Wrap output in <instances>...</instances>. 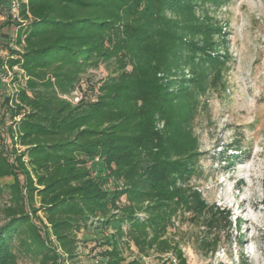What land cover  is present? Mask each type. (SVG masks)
<instances>
[{
	"label": "trees",
	"instance_id": "1",
	"mask_svg": "<svg viewBox=\"0 0 264 264\" xmlns=\"http://www.w3.org/2000/svg\"><path fill=\"white\" fill-rule=\"evenodd\" d=\"M19 1L25 23L8 19L0 30L20 23L24 52L14 63L31 76L32 96L23 92L31 110L16 126L30 146L29 169L0 152V195L10 194L0 207V264H19L17 250L38 264L73 260L82 229L92 235L84 240L103 247L97 263L124 264L133 243L143 255L173 251L183 264L168 235L174 217L190 213L209 231L222 226L221 212L189 184L201 152L190 148L184 93L194 85L218 89L230 57L220 21L203 6L230 0ZM110 61L115 71L97 94L92 88L95 96L83 94L77 105L59 96L88 67ZM3 109L0 103V139L7 137ZM39 210L50 236L34 220Z\"/></svg>",
	"mask_w": 264,
	"mask_h": 264
},
{
	"label": "rangeland",
	"instance_id": "2",
	"mask_svg": "<svg viewBox=\"0 0 264 264\" xmlns=\"http://www.w3.org/2000/svg\"><path fill=\"white\" fill-rule=\"evenodd\" d=\"M11 2L0 0V22L15 18L10 14ZM203 8L220 21L226 37L222 48L228 50L230 59L220 73L218 89L209 85L202 91L194 85L188 94L187 90L184 93L188 109L185 127L189 126L194 140L190 148L201 152L193 158L195 170L189 184L201 191L209 206L223 214H218L222 226L209 231L187 213L186 219L173 218L168 235L181 248L183 264H264V0H230L220 9L207 3ZM21 22L25 23L23 19ZM19 26L20 23L10 24L0 30V103L7 131V137L0 139V152L16 164L21 158L27 166L30 146L21 143L16 125L31 110L22 94L27 91L32 96V89L29 73L20 63H14L24 52V42L18 43L17 38ZM115 66L110 61L88 67L79 85L68 93L59 90V96L77 105L83 94H94L93 87L97 94ZM49 76L54 80L52 74ZM213 80L211 75L209 82ZM9 196L7 191L0 195V207L9 203ZM122 201H126L125 197ZM35 206L39 207V203ZM38 214L40 218H34L35 222L50 236L42 210ZM138 215L144 217L145 212ZM3 221L0 213V222ZM85 233L92 237L87 230L79 231L77 257L62 264H101L97 261L103 247L96 245L95 239L84 240ZM205 238L209 247L203 246ZM51 239L55 243L52 234ZM17 252L19 264L39 263L35 255ZM124 256V264H163L166 259L181 264L173 251L160 254L151 250L149 255H143L133 243L125 247Z\"/></svg>",
	"mask_w": 264,
	"mask_h": 264
},
{
	"label": "built area",
	"instance_id": "3",
	"mask_svg": "<svg viewBox=\"0 0 264 264\" xmlns=\"http://www.w3.org/2000/svg\"><path fill=\"white\" fill-rule=\"evenodd\" d=\"M12 2L10 3V11L15 18L20 19L19 17V9H20V1L19 0H11Z\"/></svg>",
	"mask_w": 264,
	"mask_h": 264
}]
</instances>
